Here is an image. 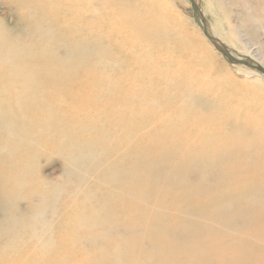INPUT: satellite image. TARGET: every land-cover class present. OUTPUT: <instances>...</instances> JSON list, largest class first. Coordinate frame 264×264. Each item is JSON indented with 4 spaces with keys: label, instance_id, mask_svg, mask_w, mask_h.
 I'll use <instances>...</instances> for the list:
<instances>
[{
    "label": "bare ground",
    "instance_id": "obj_1",
    "mask_svg": "<svg viewBox=\"0 0 264 264\" xmlns=\"http://www.w3.org/2000/svg\"><path fill=\"white\" fill-rule=\"evenodd\" d=\"M2 3L15 22L0 17V81L28 89L45 80L64 93L41 105L73 106L90 123L58 128L65 177L30 190L26 215L7 210L25 179L0 177V264L55 254L69 230L83 233L68 245L96 254L83 264H264V86L234 89L205 66L221 56L199 18L193 32L174 0ZM216 3L234 13L230 38L264 67V53L243 39L264 37V0ZM15 97L10 105L25 103ZM243 158L253 167L237 164ZM242 170L246 185L263 186L247 205L234 182Z\"/></svg>",
    "mask_w": 264,
    "mask_h": 264
},
{
    "label": "rangeland",
    "instance_id": "obj_2",
    "mask_svg": "<svg viewBox=\"0 0 264 264\" xmlns=\"http://www.w3.org/2000/svg\"><path fill=\"white\" fill-rule=\"evenodd\" d=\"M0 2V17L7 24H13L15 22L14 13L9 11L6 5L2 3V0ZM198 3L207 27L223 39L222 41L225 45L230 46L231 54L237 58L255 60L257 62L256 57L238 48V45L234 41L235 39L230 38L228 35L230 26L235 24V20L233 19L234 13L231 12L229 16L225 14L223 9L217 6L216 0H198ZM174 4L175 6L172 8L189 27L193 28V32L197 29L202 32L200 29V21L195 14L191 1L174 0ZM82 7L83 1L81 2L80 8ZM206 39L208 40L207 37ZM243 39L245 43L248 42L247 45H252L251 47L253 49L258 48L260 52L264 53V37L262 35H257L254 38L245 37L244 35ZM262 42L263 44H261ZM240 44L244 45L243 42H240ZM213 48L215 49L214 46ZM220 56L221 58L217 57L212 60L213 66H210L209 63L205 66H208L210 69L215 67L212 69L219 72L221 81L230 86L235 83L232 86L234 89L241 85L243 88L248 86L246 90L251 91H255L257 87L264 86V75L262 73L244 65L231 63L221 53ZM259 65L261 66V64ZM6 77L4 75L0 81V97L3 101V106L0 107V117L2 121L8 122V130L6 131L3 126L0 130V148H2L0 152V177L7 184H12L14 180H19L21 177L25 179L23 184L13 186L15 190L10 194L12 206H9L7 210L14 215H26L28 212V204L31 201H36L35 196L28 194L30 190L40 188L41 183L44 181H60L65 177L64 164L61 155L57 152L58 140L64 134H61V131L57 132L58 128L67 121L83 122V119L86 118L87 123H90V121L88 117H85V113L78 112V108H73V106L62 109V106L54 103L47 106L41 105L43 101L46 102L50 99H56L57 101L60 94L64 93L61 90L47 88L45 80L39 82L42 88L32 86L28 89H23L20 87L14 88V85L18 84V82L11 79L5 80ZM88 81L89 79L84 75L83 82L87 83ZM237 83L240 85L237 86ZM11 95L16 96L14 98L15 100H23L25 103L20 106L10 105L13 101ZM28 95H31V99L25 98ZM44 113L46 114L44 115ZM43 118L46 119V122ZM2 121H0V124ZM134 122L135 120L133 119L130 121V124L133 125ZM175 149L176 146L170 143L169 150ZM218 155L222 154L220 153ZM155 156L160 157V155ZM188 157L190 160H192L191 158L196 160L202 159V155L196 154H191ZM243 160L244 158L241 161L238 160L237 164L244 162L243 166H246V168L253 167L251 164L255 161ZM232 169H229L228 172L233 174V176L237 175L231 171ZM244 171H241L242 175L238 174L237 177H234V182L241 183L238 189L241 192V199L245 202L243 204L247 205L249 204V200H246L245 197L262 190L263 186H259L256 180L251 185H246L248 175ZM4 218L5 210H0V222ZM82 233L81 230L66 231L63 236L64 240L58 242L57 246L59 248L56 249L55 254H53V251L39 253L38 257L32 260L33 264H83L91 261L94 262L96 256L94 252L88 248L83 249V244L79 241L75 243L70 242L71 244L68 245V242L65 240L75 241L77 240L76 237L80 238L82 236ZM84 256H86L85 260H83Z\"/></svg>",
    "mask_w": 264,
    "mask_h": 264
},
{
    "label": "water",
    "instance_id": "obj_3",
    "mask_svg": "<svg viewBox=\"0 0 264 264\" xmlns=\"http://www.w3.org/2000/svg\"><path fill=\"white\" fill-rule=\"evenodd\" d=\"M190 1L192 3V6H193V9L195 11V14H196L197 18H199L201 20L203 33L209 39V41L213 44L215 49H217L221 54H223L231 63L243 64V65H245L247 67L256 69L257 71H259L262 74H264V68L263 67L256 65L255 63L249 61L248 59H240V58H237V57L233 56L231 54V52H230L228 47H226L224 44L219 42V40H217L215 37H213L209 33V30H208L207 25H206L205 18L203 16L202 12H201V9H200L199 5L195 2V0H190Z\"/></svg>",
    "mask_w": 264,
    "mask_h": 264
}]
</instances>
